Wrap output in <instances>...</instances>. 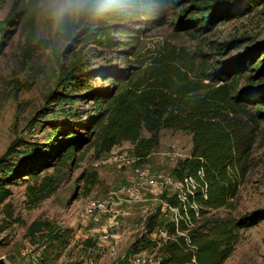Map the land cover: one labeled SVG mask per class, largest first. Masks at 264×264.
<instances>
[{"label":"rangeland","instance_id":"374dc122","mask_svg":"<svg viewBox=\"0 0 264 264\" xmlns=\"http://www.w3.org/2000/svg\"><path fill=\"white\" fill-rule=\"evenodd\" d=\"M160 1V11L149 16L152 22L141 23L148 16L135 18L128 33H112L118 43L109 49L79 42L76 32L90 22H82L85 17L63 30L55 28L45 0L0 4V182L8 181L11 195L6 201L12 215L9 220L0 205V258L6 264H125L131 253L144 261L141 264L159 260L151 240L160 228L149 231V217L154 216L156 224L174 217L177 211L164 200L174 189L142 184L138 200L103 215H86L82 207L88 199L120 189L132 177L134 166L146 167L150 175L172 176L171 168L190 153L187 131L154 128V146L129 166H94L109 151L95 157L93 142L81 146L49 197L30 206L24 195L29 183L27 176H21L25 159L51 141L50 125L76 124L95 113L97 104L81 95L88 89L117 92L111 73L121 70L128 75L126 85L146 84L150 81L146 69L152 67L178 84L225 86L231 98L220 118L233 134L240 183L232 206L211 212L239 218L264 210V0H250L256 3L251 12L218 19L208 30L187 25L189 13L195 10L191 3L200 0H177L174 6L169 0ZM18 10L22 14L14 24L17 18L12 14ZM26 42L35 45L28 57L22 52ZM243 59L252 62L251 69L234 78L232 74L227 81L213 82L205 76L218 68L229 70ZM150 125L143 123L140 138L150 136ZM133 147L123 141L110 151L134 155ZM52 170L47 167L39 175ZM91 172L96 173V182L88 186L82 177ZM222 264H264V219L236 231V241Z\"/></svg>","mask_w":264,"mask_h":264},{"label":"trees","instance_id":"16d2710c","mask_svg":"<svg viewBox=\"0 0 264 264\" xmlns=\"http://www.w3.org/2000/svg\"><path fill=\"white\" fill-rule=\"evenodd\" d=\"M3 2L0 0V4ZM169 2L174 6L177 0ZM200 2L197 5L191 3L190 7L195 10L189 13L187 25L204 30L211 29L218 19L236 18L251 12L256 4L250 0ZM160 6V0H113L109 11L85 17L82 22L90 19L89 24L80 27L75 36H78L79 42L109 49L118 43L114 33H128L131 29L129 24L135 18L157 15ZM21 14L22 10L12 14L13 18H17L14 24L18 23ZM150 22L151 17L141 23ZM34 47L26 42L23 55L28 57ZM124 52L130 54L128 49H124ZM241 62L240 65L231 64L229 70L218 68L205 76L213 82L227 81L229 75L233 74L231 78H234L235 74L251 69L252 62L246 59ZM121 71L111 73L117 92H110V88L105 92L88 89L81 95L91 97L89 100L97 104L95 113L86 115L76 124L59 121L50 125L51 141L44 143L40 151H34L25 159L21 176H27L29 182L24 186L27 202L34 206L56 190L60 174L68 169L74 161V153L81 146L93 142L95 157H98L110 151L113 146L127 141L134 145V155L143 159L156 142L154 128L187 131L191 137L190 153L175 163L170 174L177 180L191 177L195 187L191 193H185L183 202L175 195L164 197L170 207L178 209L179 216L184 214L186 218L156 224L155 217L150 216L149 231L162 226L173 236L151 242L158 252L157 264H222L236 241V231L264 219V210H256L239 218H223L211 212L219 208H230L240 183L236 174L237 157L233 134L220 118L231 98L229 91L222 85L205 88L206 85L196 82L178 84L162 77L152 67L146 69L150 80L146 84L141 87L126 85L128 75L126 70ZM261 72H264V66ZM144 122L151 124L150 130L153 131L146 139L140 138ZM47 167L53 168L52 172L39 175ZM197 171H200L201 176ZM82 178L91 186L96 182V173L91 172ZM10 195L8 181L0 182V205L9 220L12 219L11 208L6 200ZM176 231L185 232L189 243L194 246L193 251L188 249L183 237Z\"/></svg>","mask_w":264,"mask_h":264},{"label":"built area","instance_id":"2783aa9c","mask_svg":"<svg viewBox=\"0 0 264 264\" xmlns=\"http://www.w3.org/2000/svg\"><path fill=\"white\" fill-rule=\"evenodd\" d=\"M139 157L133 154H127L125 151L111 150L108 156L102 160H96L93 165L98 166V164H103L105 166L109 164H117L120 166H129L134 164ZM198 175L201 176L200 171H197ZM138 179V180H136ZM144 184L145 187L157 188L159 185H165L174 189L175 192L172 195L180 201L183 202L185 199V193H191V190L195 187V182L191 177H184L182 180H177L173 176H164L163 174L150 175L148 169L144 166H134L132 177L120 187V189H110L101 198L88 199L82 207L84 214H106L112 212L119 206L128 204L135 200H138L144 191L141 185ZM168 207L172 210L177 211L174 217L170 220L175 222L177 218L185 219V215H178V209L176 207ZM159 234L154 240H165L167 238H172L166 230L160 226ZM177 234L181 235L186 243V246L190 251L194 250V246L189 243L185 232L176 231ZM112 237V235H108ZM194 260L192 259V262ZM144 261H140L139 257L135 253L128 254L125 258V264H141ZM146 264H157V262L148 259ZM193 264V263H189Z\"/></svg>","mask_w":264,"mask_h":264},{"label":"clouds","instance_id":"9594fccd","mask_svg":"<svg viewBox=\"0 0 264 264\" xmlns=\"http://www.w3.org/2000/svg\"><path fill=\"white\" fill-rule=\"evenodd\" d=\"M113 0H45L46 11L58 30L81 17L103 14L112 7Z\"/></svg>","mask_w":264,"mask_h":264},{"label":"water","instance_id":"95a60500","mask_svg":"<svg viewBox=\"0 0 264 264\" xmlns=\"http://www.w3.org/2000/svg\"><path fill=\"white\" fill-rule=\"evenodd\" d=\"M0 264H6V263L0 258Z\"/></svg>","mask_w":264,"mask_h":264}]
</instances>
